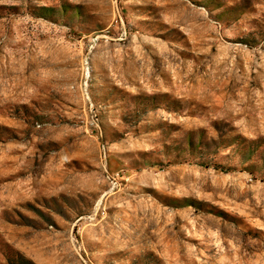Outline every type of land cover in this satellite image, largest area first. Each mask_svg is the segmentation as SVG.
Listing matches in <instances>:
<instances>
[{
    "label": "rangeland",
    "instance_id": "374dc122",
    "mask_svg": "<svg viewBox=\"0 0 264 264\" xmlns=\"http://www.w3.org/2000/svg\"><path fill=\"white\" fill-rule=\"evenodd\" d=\"M0 264H264V0H0Z\"/></svg>",
    "mask_w": 264,
    "mask_h": 264
}]
</instances>
